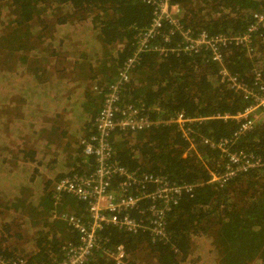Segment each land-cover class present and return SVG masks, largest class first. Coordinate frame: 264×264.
I'll return each mask as SVG.
<instances>
[{
    "label": "trees",
    "instance_id": "trees-1",
    "mask_svg": "<svg viewBox=\"0 0 264 264\" xmlns=\"http://www.w3.org/2000/svg\"><path fill=\"white\" fill-rule=\"evenodd\" d=\"M173 1L183 9L186 26L209 33H241L251 13L264 9V0ZM151 11L142 0H0V89L8 87V95L13 89L18 92L22 109L29 96L42 94L46 106L68 101L72 113L64 121L67 128L82 136L94 133L93 121L103 98L98 88L116 76L133 48L135 28L150 22ZM32 31L39 32L34 39ZM179 40L175 36L170 45ZM250 47L248 51L229 43L222 50L223 67L245 82L254 70L264 77V26L254 32ZM101 69L103 81L98 80ZM218 69L204 52H147L139 57L124 84L123 104L138 109V116L163 119L182 112L190 121L182 126L158 123L134 131L117 130L109 137L114 159L136 174L150 172L174 182L198 184L167 212L166 241L152 242L146 232L134 234L112 225L100 232L107 239L106 247L122 244L139 264H183L199 239H205V251L212 252L213 264H264V122L242 133L233 146L258 157L261 165L237 173L222 185L210 181L209 173L222 170L223 157L218 149L199 141L200 136L218 140L229 135L236 124L218 119L215 113H234L245 104L227 87ZM13 79L14 84L9 85ZM87 81L93 82L94 89ZM30 104L28 115L19 114L22 121L33 113ZM58 118L61 125L62 116L57 113L47 117L41 130L59 131ZM182 129L192 133L183 136ZM44 132L37 133L45 137L43 148L27 146L23 139L16 152L7 142L0 151V207L30 217L36 234L35 249L26 253L28 264H52L53 256H60L61 244L77 239L66 222L49 220L54 207L86 215L84 203L71 195L64 194L54 205L47 178L85 172L80 148L78 157L69 151L65 157L54 152L46 160L43 149L59 146L66 131L56 138L53 132L42 136ZM13 153H21L20 161H14ZM38 153L43 155L37 157ZM70 157L72 162L67 164ZM38 167L46 174L41 175ZM24 191L28 192L20 198ZM139 205L145 207L147 201ZM7 221L0 222V232L14 224L13 219ZM2 240L0 236L2 258L24 256L18 248L2 245ZM86 264L114 262L98 252Z\"/></svg>",
    "mask_w": 264,
    "mask_h": 264
},
{
    "label": "built area",
    "instance_id": "built-area-1",
    "mask_svg": "<svg viewBox=\"0 0 264 264\" xmlns=\"http://www.w3.org/2000/svg\"><path fill=\"white\" fill-rule=\"evenodd\" d=\"M142 1L152 7L150 22L144 27L135 28L131 53L118 67L111 82L104 88H98L103 98L93 121L94 133L82 136L78 141L84 162L93 168L71 177L53 180L50 185L54 205L59 203L64 194L71 195L84 203L86 211L83 217L68 211L60 212L56 207L51 210L53 219L66 222L77 234L75 241L68 240L61 244L60 256H53L52 264H86L98 252L112 259L114 264H136L137 260L122 244L106 247L104 241L107 239H103L100 232L112 225L134 234L146 232L152 242L166 241L167 212L177 204L183 193H191L198 185L174 182L163 175L150 172L136 174L120 165L113 157L109 137L117 130L134 131L158 123L182 126L190 121L180 112L163 119L138 116V109L123 104L124 84L128 82L131 69L143 53H208L209 60L220 65L218 73L226 81L227 87L243 98L245 104L240 111L215 113L218 119L232 120L236 124L229 135L218 140L199 137L200 143L218 149L224 159L222 170L209 173L210 181L222 185L237 173L261 165L258 157L241 149H234L233 146L242 133L264 122V77L258 70L253 71L249 82L231 75L222 65V50L227 44L234 43L251 51L254 32L264 26V9L251 13L247 27L241 33H209L204 29L194 31L186 26L182 22L183 9L173 0ZM175 36L180 40L177 44L170 45ZM181 132L183 136L192 133L188 129H182ZM142 200L147 201L145 207L139 205ZM132 212L135 214H131ZM0 264H28V259L24 256L13 259L0 256Z\"/></svg>",
    "mask_w": 264,
    "mask_h": 264
},
{
    "label": "rangeland",
    "instance_id": "rangeland-1",
    "mask_svg": "<svg viewBox=\"0 0 264 264\" xmlns=\"http://www.w3.org/2000/svg\"><path fill=\"white\" fill-rule=\"evenodd\" d=\"M37 33L39 32L38 31L30 32L31 39H34V36L37 35ZM54 57L55 56H51V59H53ZM102 70L103 69H101L98 74L99 81L100 80L103 81L102 75L104 73H102ZM16 71L14 73H16ZM14 81L15 80L13 79L10 82L11 84L9 83V85L14 84ZM87 83L90 86H92V88L94 89L95 86L92 84L93 82L91 83L87 81ZM0 86H2V83H0ZM7 88L8 87L3 88L2 90L0 89V151L3 149V143L7 142L11 145V147H13L14 151L16 152L15 148L17 146V149H18V145H19L18 141L23 140V139L25 140L27 146H31V147L36 146L37 148H43V145L46 143V140L44 139L45 137H39L37 133L44 132V130H41V129L44 124H47L48 122L46 121L47 117L50 119L52 115L57 114V113L62 116L61 125H60V118H58L56 122L57 124L61 126V129H59V131L47 129L43 133L42 136L46 135L47 133H48V136H52V134L50 135V132H53L54 137L56 138L58 137L59 132L62 130L66 131V136L65 138L62 139L63 141L61 142V144H59V146L51 145L50 147H47L46 149L44 148L43 151L45 152V154H49V155H51L54 152H58L59 156L62 155L60 157H65L66 156L65 153H67L68 151L70 153V151L77 149L76 147H78V141L80 137H82L83 134H80L78 136L74 130L67 128L64 122L66 120V117L68 118L69 115L72 113V111H70L68 101L57 100V103L54 102L53 104L46 106L44 98L41 97L42 94L38 98H30L29 96L28 100H26L27 101L26 105L22 109L23 104L19 99L20 96L18 92L14 91L13 89L14 92L11 90L12 94L8 95ZM54 100L56 99L54 98ZM29 101H31L30 108L33 109V113L32 115L27 116L26 121H22L20 119L19 114L21 112L24 115H28L26 113L29 112V107H28ZM44 106L46 108H44ZM34 114H37V116L34 117ZM88 120L89 119L87 118L85 120V123H88L89 122ZM152 125H155V124H152ZM89 131H90V128H89ZM51 147H53L52 150H51ZM72 153H75V152L73 151ZM40 154L41 153H38V155ZM15 155L16 156L13 157L14 161L16 162L20 161L21 153L20 154L16 153ZM60 160H62V158H60ZM66 162L67 164L68 163L70 164L72 162L71 157L67 158ZM89 168H90V164L85 163V166H83L84 171H87ZM38 171L41 173V175L46 174L44 172V169H40L39 167H38ZM41 182H43V180ZM27 192L28 191L26 192L24 191L23 193L24 195L20 198H23L27 194ZM0 210L3 211L0 214V222L7 221L9 219H13V222H14V224H10L9 229H3V230L6 233H11L13 236H15L16 233L20 232V234L22 235V238L27 240V241H24L23 239L16 240V238L13 237V239L10 238L8 240L7 242L8 244L4 243V245L6 246L7 245H10V246L17 245V248L20 249L22 253L24 252L23 247H22L23 245L24 250H26V253L29 254L30 251L35 248L34 241L31 240V239H36L34 231L31 230V227L29 224L26 227L21 226L20 228L18 225H15L16 222H19L21 219H23V216H22L23 214L21 213V211L3 209L1 207H0ZM63 212H66V211H63ZM81 216L85 217L83 214H81ZM196 242L197 243L194 246L192 252L189 254V257H190L189 261L183 264H192V263L193 264H213L212 258L211 259L209 258V256L213 257L212 252L205 251V249L208 248L206 245L205 239L204 240L199 239ZM196 256H200V259L196 258ZM135 260H137L136 264L141 263L138 261V259H135Z\"/></svg>",
    "mask_w": 264,
    "mask_h": 264
},
{
    "label": "crops",
    "instance_id": "crops-1",
    "mask_svg": "<svg viewBox=\"0 0 264 264\" xmlns=\"http://www.w3.org/2000/svg\"><path fill=\"white\" fill-rule=\"evenodd\" d=\"M91 126V125H90ZM86 128V127H85ZM88 128V127H87ZM92 128H93V125H92ZM79 136V135H78ZM78 147H79V145H78ZM78 147H76V148H78ZM46 149V148H45ZM75 152V153H72V152ZM73 151H70V154H73L74 156L76 155L77 157L79 156L78 155V153L76 152L77 151V149H75V150H73ZM45 154V153H44ZM43 154H40V155H37V157H39V156H42ZM75 156V157H76ZM43 157H44V159H46V160H48L50 157H49V154H45V155H43ZM83 160H84V158H83ZM47 178H50V182L52 183V181L54 180L53 178L54 177H50L49 175H47ZM50 183V184H51ZM50 188V187H49ZM43 192H44V190H43ZM66 209H69V208H66ZM57 210H59V209H57ZM60 212H62V211H69V212H71V210L69 209V210H64V209H61V210H59ZM72 213H74V212H72ZM51 216V213L49 214V220H54L52 217H50ZM14 221H16V220H14ZM31 218L30 217H23V219H21L19 222H16L15 224L16 225H18L19 226V228L21 227V226H24V227H26L28 224L30 225V227H31V230L32 231H34V228H33V226L31 225ZM59 221H61V220H59ZM3 230V229H2ZM20 233V232H19ZM18 233V234H19ZM34 233H35V231H34ZM17 233L15 234V236H13L11 233H6L4 230H3V232H0V236H1V238H3V240H2V245H4V243H6V244H8L7 242H8V240L10 239V238H12L13 239V237L14 238H16V240H20V239H23L24 241H27V240H25L24 238H22V235L21 234H19L18 235ZM35 236H36V234H35ZM32 241H34V245H35V239H31ZM66 241H68V240H66ZM18 242V241H17ZM65 242V241H64ZM12 246H14V247H16L17 248V245H12ZM22 247H23V253H24V256L25 257H27L28 255L26 254V250H24V246L22 245ZM35 249V248H34ZM33 250V249H32ZM19 251L21 252V250L19 249ZM22 253V252H21ZM28 259V258H27Z\"/></svg>",
    "mask_w": 264,
    "mask_h": 264
},
{
    "label": "bare ground",
    "instance_id": "bare-ground-1",
    "mask_svg": "<svg viewBox=\"0 0 264 264\" xmlns=\"http://www.w3.org/2000/svg\"><path fill=\"white\" fill-rule=\"evenodd\" d=\"M236 45H238V44H236ZM246 49V48H245ZM217 64V63H216ZM219 65V64H218ZM219 69H220V65H219ZM218 69V70H219ZM218 70H217V73H218ZM219 74V73H218ZM232 75V74H231ZM233 76H235V75H233ZM225 83H226V81H225ZM227 84V83H226ZM240 111V110H239ZM180 113H182V112H180ZM183 114V113H182ZM183 116H185L184 114H183ZM215 116V115H214ZM186 117V116H185ZM187 118V117H186ZM177 126H179L178 124H176Z\"/></svg>",
    "mask_w": 264,
    "mask_h": 264
}]
</instances>
